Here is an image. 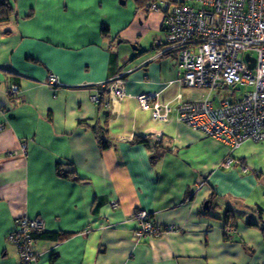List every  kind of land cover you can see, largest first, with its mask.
Returning a JSON list of instances; mask_svg holds the SVG:
<instances>
[{
  "label": "crops",
  "instance_id": "obj_1",
  "mask_svg": "<svg viewBox=\"0 0 264 264\" xmlns=\"http://www.w3.org/2000/svg\"><path fill=\"white\" fill-rule=\"evenodd\" d=\"M1 1L12 11L0 20V264H19L9 236L24 215L59 234L35 240V264H264V142L233 150L138 104L200 101L171 85L167 5ZM141 210L175 231L138 238Z\"/></svg>",
  "mask_w": 264,
  "mask_h": 264
},
{
  "label": "built area",
  "instance_id": "obj_2",
  "mask_svg": "<svg viewBox=\"0 0 264 264\" xmlns=\"http://www.w3.org/2000/svg\"><path fill=\"white\" fill-rule=\"evenodd\" d=\"M187 1L167 9L163 18L164 52L176 51L180 69V77L171 82L173 88H204L209 94L236 85L252 86L253 90L216 107L208 98L192 102L177 99L173 107L151 95L139 96L138 104L156 122L170 121L175 112L178 123L233 150L244 142H264V0ZM150 10L159 12L155 4ZM247 54L254 58L253 67L245 61ZM113 82L111 90L122 96V80ZM226 95L230 97V92ZM134 218L138 238L161 233L146 211L135 213ZM16 223L18 229L10 240L19 248L20 264H33L37 256L30 232L41 229L43 222L24 215Z\"/></svg>",
  "mask_w": 264,
  "mask_h": 264
},
{
  "label": "trees",
  "instance_id": "obj_3",
  "mask_svg": "<svg viewBox=\"0 0 264 264\" xmlns=\"http://www.w3.org/2000/svg\"><path fill=\"white\" fill-rule=\"evenodd\" d=\"M134 2H135L136 6L138 8L144 7L147 10H150V7L153 4H155L157 6L159 12L160 11L163 12L162 7H165L167 5L165 10H164V12H167L168 11L167 9H169L170 7L175 6L177 4H181V3L185 2V1H180L179 2L177 0L176 1L175 0H134ZM160 4H162L163 6L160 7ZM0 9L2 10L0 20L6 21L8 19V17H9V15H10L11 11H12V8H11L10 4L7 1H1V8ZM164 29H165V26H164V23H163L162 30H163V34L165 35ZM175 53H176V51L174 52V54ZM100 91H101V93H100L101 95H99L98 101H95L96 104H98L100 101L103 102V99H104V95H105L104 91L105 90L104 89H102V90L100 89ZM233 97H234V93L230 92V97H228L229 100H231V99L235 100V99H233ZM77 125H82L83 126V125H90V124L88 123V121L80 120V121H77ZM92 129L95 130L96 133L98 134V130H96L95 127H92ZM137 141H139V139H137ZM140 141H146L145 137L141 138ZM106 143L107 142L105 140H102L103 146H105ZM59 176L62 177V178L71 179L72 181L80 180V179H77L74 176V174H71V173H68V172L67 173H63V172L59 173ZM230 214H228V213L226 214L227 217L225 219L224 224L226 226H228L229 228H234L233 227L234 226V216L233 215L231 216ZM256 224H257V222H250L249 223L250 226L256 225ZM260 226H261V238H263V241H264V222L261 223ZM16 229H18L17 228V223H16ZM58 236H59L58 233H46V232H43V230H39V229H35V230H32L30 232V237L34 241L33 244L35 243V240H37L39 238L40 239L41 238H50V237L56 238ZM34 253H35V251H34ZM36 256H37V254H36ZM19 263H20V258H19Z\"/></svg>",
  "mask_w": 264,
  "mask_h": 264
},
{
  "label": "rangeland",
  "instance_id": "obj_4",
  "mask_svg": "<svg viewBox=\"0 0 264 264\" xmlns=\"http://www.w3.org/2000/svg\"><path fill=\"white\" fill-rule=\"evenodd\" d=\"M177 1H179V2L180 1H185L186 2V0H177ZM188 1H187V3H188ZM189 2L192 3L193 1L191 0ZM160 6L162 7L163 5L160 4ZM50 81L51 82H54L55 81V77H53V75H51L49 77V82ZM251 90H253V87L252 86L245 87V86H242V85H236V86H233V87H226L225 90L220 91V92H216V91L215 92H212L211 94H209V91L207 89H204V88L203 89H199V88H193V87L192 88L183 89L182 92H183V94L185 96H188V94L191 93V94H193L192 98L194 97L195 99H200L201 101H204V99L209 98V100L212 101L214 103L215 107H216L222 101H226L227 99H229L228 98L229 96L226 95L227 92H233L234 93L233 99H239V97H241V95H243L245 93H248ZM249 222H252V220H249ZM39 230H43V227L41 229H39ZM172 230H174V227H172ZM12 234H15V232H13ZM9 240H10V236H9ZM12 243L16 246V248L18 250V256L20 258L19 248L17 247V245L14 242H12ZM32 250H34V244L32 245ZM36 261H37V258H36ZM33 264H35V263H33Z\"/></svg>",
  "mask_w": 264,
  "mask_h": 264
},
{
  "label": "bare ground",
  "instance_id": "obj_5",
  "mask_svg": "<svg viewBox=\"0 0 264 264\" xmlns=\"http://www.w3.org/2000/svg\"><path fill=\"white\" fill-rule=\"evenodd\" d=\"M161 52H164V48L161 50ZM165 54H166V52H164ZM180 90V89H179ZM148 214V213H147ZM148 218L150 219V221L154 224V225H156V226H158L159 228H160V231H161V233L159 234V235H157V236H155V235H145V236H149V237H159V236H161V235H163V234H167V233H171V232H174L175 231V229L174 230H172V227L173 226H170V225H163V226H160L159 224H157V223H155V221L153 220V219H151V217H150V215L148 214ZM170 227V229H168ZM145 236H142V237H145Z\"/></svg>",
  "mask_w": 264,
  "mask_h": 264
},
{
  "label": "water",
  "instance_id": "obj_6",
  "mask_svg": "<svg viewBox=\"0 0 264 264\" xmlns=\"http://www.w3.org/2000/svg\"><path fill=\"white\" fill-rule=\"evenodd\" d=\"M245 61H247L250 65V67H253L254 66V58L252 56H250L249 54L245 55ZM204 206V209H208L209 205L205 202L203 204Z\"/></svg>",
  "mask_w": 264,
  "mask_h": 264
}]
</instances>
